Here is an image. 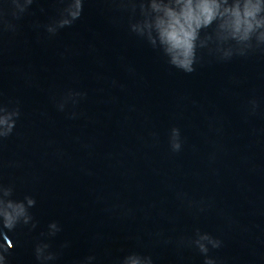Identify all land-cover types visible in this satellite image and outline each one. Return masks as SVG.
<instances>
[{"label":"clouds","instance_id":"9594fccd","mask_svg":"<svg viewBox=\"0 0 264 264\" xmlns=\"http://www.w3.org/2000/svg\"><path fill=\"white\" fill-rule=\"evenodd\" d=\"M66 6L60 9L59 18L46 25L50 35H56L59 29L71 26L83 12V0H61ZM5 6H0V25L4 31L15 32V26L6 16L19 18L33 0H4ZM135 9V5H133ZM139 9L142 19L130 24L132 32L146 40L155 48L163 51L168 63L184 73H193L197 62V48L204 47L211 36L201 39V32L215 24L213 29L216 40L220 42L233 41L238 46V54L243 55L245 49L252 47V41L264 44V0H140ZM232 49L223 51V57L229 58ZM84 93L69 91L58 103L63 111L67 103H76V97ZM255 111L256 101L251 102ZM20 116L18 107L10 108L0 104V142L8 138L14 131ZM75 114H73V118ZM172 152L182 149L179 128L173 127L170 135ZM12 185L0 183V229L14 231L19 225H29L33 228V216L29 209L35 206V199L25 195L23 200L13 199ZM47 236H55L61 231L57 222L48 225ZM41 235H45L42 233ZM198 251L204 255V264H216L215 259L208 255L209 246L212 249L221 247L222 242L208 233L196 232L192 240ZM0 245V264H7V255L12 248ZM38 264H48L57 258V253L50 251V245L38 242L34 249ZM95 257L89 256L78 264H90ZM119 264H153L150 256L130 253L123 257Z\"/></svg>","mask_w":264,"mask_h":264}]
</instances>
